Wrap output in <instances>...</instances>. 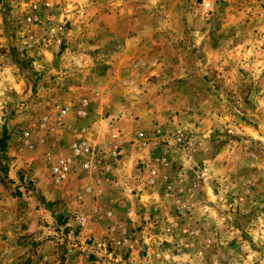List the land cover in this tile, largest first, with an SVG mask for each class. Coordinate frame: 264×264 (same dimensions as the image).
I'll return each mask as SVG.
<instances>
[{
	"label": "rangeland",
	"instance_id": "rangeland-1",
	"mask_svg": "<svg viewBox=\"0 0 264 264\" xmlns=\"http://www.w3.org/2000/svg\"><path fill=\"white\" fill-rule=\"evenodd\" d=\"M133 1L0 0V264L46 243L97 264L103 241L107 264H264V0ZM91 127L98 149L118 135L114 171L158 172L120 208L134 253L43 217L51 166Z\"/></svg>",
	"mask_w": 264,
	"mask_h": 264
},
{
	"label": "crops",
	"instance_id": "crops-1",
	"mask_svg": "<svg viewBox=\"0 0 264 264\" xmlns=\"http://www.w3.org/2000/svg\"><path fill=\"white\" fill-rule=\"evenodd\" d=\"M129 2L130 4L133 3V6L135 5L133 0H129ZM90 9L93 8L90 7L84 12H88ZM94 9L95 12L107 10L102 7H94ZM108 9L106 12H112V15H117L121 12H131L133 10L130 6H126V11H123L125 9L113 4ZM110 31L114 33L111 28ZM4 79L3 77L1 84ZM96 129L92 127L86 128L83 133H79L77 136L75 135L72 142L77 143L83 141L93 147H105L104 137L99 135L96 138L98 131ZM69 148V153L58 155V157H71V145ZM134 157L135 155H130L129 160ZM137 178H141L139 177V173L137 171H131L127 167L119 168L115 171L111 169L107 172H87L81 168L77 161H73L72 171L67 180L59 184L54 183V188L48 186L45 191L41 189V192H39L47 202L51 201L53 203L52 209L48 211L44 210L46 214L43 217L46 218L45 220L47 222L53 224L57 217H68L76 213L83 214L87 217L88 222L79 235L82 243L92 237L100 238L105 234H111L110 239H112V243L116 248L128 246L127 248L132 249L131 253H134L137 251L134 250V244L131 243L127 234H123L124 229H126L124 220L127 218V213L125 209L120 210V208H123L127 196L132 199H138V194L141 197L145 194V186L151 187L149 184V176L143 185H138L140 182ZM130 185L133 188H130ZM136 188L144 191V193L134 195L133 191ZM130 189L132 190L130 191ZM40 212H42V209ZM136 217L138 216L136 215ZM39 238L42 240L44 235L42 237L40 235ZM49 245L46 243L41 248L34 250H31L30 247L20 248L14 254L12 253L13 256L7 257L6 262L11 264L12 261H18L20 256L26 254L25 258L30 259L28 264H90L87 257L91 253V249L88 247L84 246L74 251L69 250L70 252L68 253L64 247L56 246L58 247L56 248L55 246ZM2 248L0 250L1 256L3 252Z\"/></svg>",
	"mask_w": 264,
	"mask_h": 264
},
{
	"label": "built area",
	"instance_id": "built-area-1",
	"mask_svg": "<svg viewBox=\"0 0 264 264\" xmlns=\"http://www.w3.org/2000/svg\"><path fill=\"white\" fill-rule=\"evenodd\" d=\"M87 107L88 103L85 100L82 102L81 108L78 109L77 114L82 118L86 117L89 113ZM117 137V134L113 135L115 142L113 143L110 150L98 149L83 141L72 144V156L58 157L57 161L51 166L50 174L52 176L53 182L59 184L68 179L72 171L73 161H77L81 168L87 172H107L113 169L112 167L114 165L112 161H118L122 155ZM157 178V170L154 168L149 169V182L154 183ZM71 221L75 223L79 229H84L88 222L87 217L79 213L73 214ZM66 226H68L67 222L64 224L62 229L61 227L58 229V231L55 229V235L58 236L59 241L63 242L66 239H71L70 237H74V242L77 241L75 239L74 233H67ZM92 248L94 249V257L97 264H107L106 262H108V259H113L114 257V253L113 251H109L108 243L106 241L96 243L92 245Z\"/></svg>",
	"mask_w": 264,
	"mask_h": 264
},
{
	"label": "trees",
	"instance_id": "trees-1",
	"mask_svg": "<svg viewBox=\"0 0 264 264\" xmlns=\"http://www.w3.org/2000/svg\"><path fill=\"white\" fill-rule=\"evenodd\" d=\"M1 149H3V151H5V144L4 143L2 144V148Z\"/></svg>",
	"mask_w": 264,
	"mask_h": 264
}]
</instances>
